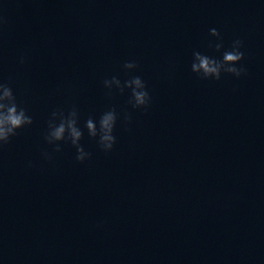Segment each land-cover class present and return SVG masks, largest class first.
Instances as JSON below:
<instances>
[{
    "label": "water",
    "instance_id": "95a60500",
    "mask_svg": "<svg viewBox=\"0 0 264 264\" xmlns=\"http://www.w3.org/2000/svg\"><path fill=\"white\" fill-rule=\"evenodd\" d=\"M0 10V81L33 118L0 150V264H264V0H0ZM235 39L246 75L191 71L194 52L219 59ZM132 76L147 109L132 108L130 89L104 87ZM73 107L84 163L70 142L54 152L44 141L51 113ZM111 108L105 153L84 123Z\"/></svg>",
    "mask_w": 264,
    "mask_h": 264
},
{
    "label": "clouds",
    "instance_id": "9594fccd",
    "mask_svg": "<svg viewBox=\"0 0 264 264\" xmlns=\"http://www.w3.org/2000/svg\"><path fill=\"white\" fill-rule=\"evenodd\" d=\"M7 23V17L0 10V46H2L3 29ZM209 34L221 40L214 45L210 43L209 47H214L216 52H221L224 45L220 32L216 28H212L209 30ZM242 48L243 41L235 39L230 48L222 52V57L219 59L196 51L193 53L191 71L205 80L219 81L222 74H229L238 79L247 74L246 67L241 63L244 59ZM18 62L23 65L26 62V55L21 54ZM123 68L126 71H132L138 68V64L135 61H126ZM103 84L109 91L115 86L121 94L124 93L125 89H130L129 104L133 109H147L151 104L152 97L147 90L146 83L140 76H132L123 84L118 78L112 77L110 80L105 79ZM79 119L80 115L75 107L67 112L60 109L54 110L47 122L44 141L52 146L54 152L62 151L61 142H70L76 149V161L84 163L91 158V153L86 152L80 144L84 132L79 127ZM117 119L116 109L111 108L101 114L98 122L90 116L84 123L89 138L97 140L99 148L105 153L111 152L116 144L114 129ZM124 120L125 123H130V114H125ZM32 124L33 118L25 108L18 105L12 87L0 81V150L10 143L11 138L17 135L19 129ZM42 156L49 161L52 160V155L47 151L42 152Z\"/></svg>",
    "mask_w": 264,
    "mask_h": 264
}]
</instances>
